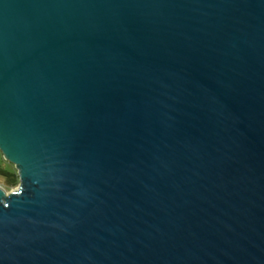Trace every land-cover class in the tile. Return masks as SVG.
<instances>
[{
    "label": "water",
    "instance_id": "water-1",
    "mask_svg": "<svg viewBox=\"0 0 264 264\" xmlns=\"http://www.w3.org/2000/svg\"><path fill=\"white\" fill-rule=\"evenodd\" d=\"M0 264H264V0H0Z\"/></svg>",
    "mask_w": 264,
    "mask_h": 264
},
{
    "label": "trees",
    "instance_id": "trees-1",
    "mask_svg": "<svg viewBox=\"0 0 264 264\" xmlns=\"http://www.w3.org/2000/svg\"><path fill=\"white\" fill-rule=\"evenodd\" d=\"M5 165V167H7V165L8 167L5 168L3 166H0V177L3 179L2 181H4L7 186H15L16 184H18L17 173L15 169H13L14 167L11 164L5 162Z\"/></svg>",
    "mask_w": 264,
    "mask_h": 264
},
{
    "label": "rangeland",
    "instance_id": "rangeland-1",
    "mask_svg": "<svg viewBox=\"0 0 264 264\" xmlns=\"http://www.w3.org/2000/svg\"><path fill=\"white\" fill-rule=\"evenodd\" d=\"M2 157H1V155H0V166H3V167H5L6 165H5V161L2 159ZM7 167H8V165H7ZM7 167H5V168H7ZM3 179L0 177V186L1 187H3L4 189H5V191H10V190H13V189H15L16 187H17V184L15 185V186H12V187H9V186H7L6 184H5V182L4 181H2Z\"/></svg>",
    "mask_w": 264,
    "mask_h": 264
}]
</instances>
